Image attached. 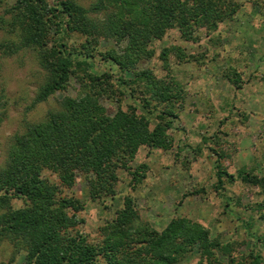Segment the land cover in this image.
Returning a JSON list of instances; mask_svg holds the SVG:
<instances>
[{
    "label": "trees",
    "instance_id": "1",
    "mask_svg": "<svg viewBox=\"0 0 264 264\" xmlns=\"http://www.w3.org/2000/svg\"><path fill=\"white\" fill-rule=\"evenodd\" d=\"M1 3L0 29L9 37L0 43L2 54L31 51L44 73L35 102L66 91L72 77L80 86L15 134L0 166V246L11 244L10 260L23 254V264H248L198 221L176 216L161 230L143 223L130 195L92 236L79 216L86 204L70 192L81 172L90 201L111 210L113 203L106 202L115 200L119 171L135 183L145 177V164L131 166L139 149L172 147L169 131L183 107L184 89L174 75L158 77L138 64L155 55V41L170 30L186 42L198 41L203 32L217 34L219 24L236 14L235 0H96L89 7L78 0ZM109 39L120 51L102 45ZM172 55L180 62L185 54L180 46L163 47L159 58L168 71ZM129 71L132 78L125 77ZM102 98L115 99L113 113ZM214 169L217 190L236 178L264 187V177L252 171L234 175L218 160ZM15 200L21 205L14 206ZM245 225L255 239L249 264H264L258 248L264 236ZM221 254H228L227 261Z\"/></svg>",
    "mask_w": 264,
    "mask_h": 264
},
{
    "label": "rangeland",
    "instance_id": "2",
    "mask_svg": "<svg viewBox=\"0 0 264 264\" xmlns=\"http://www.w3.org/2000/svg\"><path fill=\"white\" fill-rule=\"evenodd\" d=\"M3 1L11 4L14 0ZM78 1L89 7L96 0ZM235 2L236 14L219 24L217 34L204 36L203 32L198 41L186 42L177 30H170L162 40L155 41V55L138 64V69L150 68L158 77L174 75L184 89L183 107L169 131L172 147L139 149L131 166L145 164V177L135 183L126 171H119L115 200L106 202L113 203L111 210H102L100 203L90 201L87 181L78 173L70 192L86 204L79 214L85 219V232L95 235L122 198L130 195L143 223L161 230L176 216L198 221L222 243H230L234 258L249 264L255 239L245 223L250 231L264 236V187L236 178L224 183L222 189L214 188L217 160L234 175L247 170L264 177V0ZM3 6L1 3L0 14ZM7 39L0 29V43ZM102 45L117 51L121 48L110 39ZM173 45L182 47L185 55L180 62L175 55L170 56L168 71L159 54L163 47ZM96 68L102 70L104 65L98 62ZM125 77L133 76L129 71ZM43 79L33 52L4 55L0 49V166L15 134L25 132L28 123L45 117L58 108L63 96L75 95L80 87L72 77L66 91L35 102ZM102 101L109 113L116 110L115 99ZM122 102L126 108V100ZM219 154H223L220 159ZM46 175L56 180L49 171ZM13 203L21 205L20 200ZM258 248L264 253L263 244ZM12 255L10 243L0 246V264H23V254L10 260ZM227 255L221 254V258L227 261ZM189 260H197L196 251Z\"/></svg>",
    "mask_w": 264,
    "mask_h": 264
}]
</instances>
